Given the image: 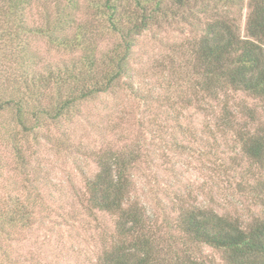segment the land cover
<instances>
[{
	"label": "rangeland",
	"instance_id": "1",
	"mask_svg": "<svg viewBox=\"0 0 264 264\" xmlns=\"http://www.w3.org/2000/svg\"><path fill=\"white\" fill-rule=\"evenodd\" d=\"M243 3L242 8H229L241 35L248 11L246 0ZM54 5L35 3L28 12L29 24L39 23V14L44 9L50 14ZM218 9L217 13L227 7ZM185 12L159 16L134 37L128 72L119 86L82 102L72 121L48 123L37 143L32 135L27 137L25 152L47 207L34 216L31 228L17 226L0 236L1 248L9 254L6 260L0 256V264L98 263L116 231L114 215L84 204V182L97 171L94 154L100 151L146 155L147 160L131 170L130 197L149 216V233L161 230L157 240L162 246L175 242L180 248V240L173 237L181 236L176 225L185 208L202 207L248 221L264 214V190L260 195L255 189L264 186V167L249 161L235 132L217 128L224 101L235 109L241 126L254 119L251 127H263L264 102L230 90L218 100L198 93L200 79L191 73V44L214 15ZM76 17L93 20L88 0L78 3ZM98 28L96 55H102L119 38L107 25ZM29 45L31 70L43 72L46 65L77 57L39 37ZM0 115V204L6 209L17 191L14 181L22 176L13 170L10 116ZM193 251L212 263L225 264L222 252L207 245Z\"/></svg>",
	"mask_w": 264,
	"mask_h": 264
},
{
	"label": "trees",
	"instance_id": "2",
	"mask_svg": "<svg viewBox=\"0 0 264 264\" xmlns=\"http://www.w3.org/2000/svg\"><path fill=\"white\" fill-rule=\"evenodd\" d=\"M37 2L55 5L50 14L46 9L39 14V23L30 25L28 12ZM79 2L0 0V114L10 116L13 170L22 176L21 181H14L17 191L6 209L0 204V236H7V229L11 232L17 226L31 228L34 216L47 207L25 152L27 137L32 135L37 143L48 123L72 121L82 102L119 86L128 72L134 37L159 16H184L185 11L192 16L213 13L191 44V73L200 79L198 93L218 100L230 90L264 102V0H246L245 35L240 34L236 18L229 15V8H242L244 0H88L92 21L77 19ZM221 7L227 9L217 13ZM104 24L119 41L96 55L98 27ZM34 37L77 57L46 65L43 72L31 70L33 47L29 44ZM220 109L217 128L235 132L249 161L264 167V126L251 127L254 119L241 126L235 109L226 101ZM134 152L95 153L97 171L84 182L87 209L116 217L115 237L110 236L111 244L97 264H215L194 253L202 244L221 251L225 264H264V214L248 221L202 207L185 208L176 225L181 236L173 237L180 240V248L175 242L160 245L161 230L149 233V216L130 197L131 170L147 160L146 155ZM255 189L261 195L264 186ZM0 256L4 260L9 256L1 245Z\"/></svg>",
	"mask_w": 264,
	"mask_h": 264
}]
</instances>
